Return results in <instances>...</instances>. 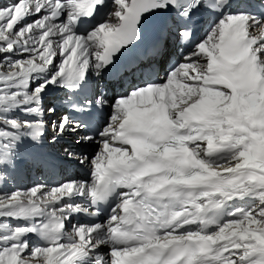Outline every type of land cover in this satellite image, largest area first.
<instances>
[{
	"label": "snow or ice",
	"instance_id": "obj_1",
	"mask_svg": "<svg viewBox=\"0 0 264 264\" xmlns=\"http://www.w3.org/2000/svg\"><path fill=\"white\" fill-rule=\"evenodd\" d=\"M0 264H264V0H0Z\"/></svg>",
	"mask_w": 264,
	"mask_h": 264
},
{
	"label": "bare ground",
	"instance_id": "obj_2",
	"mask_svg": "<svg viewBox=\"0 0 264 264\" xmlns=\"http://www.w3.org/2000/svg\"><path fill=\"white\" fill-rule=\"evenodd\" d=\"M68 136L71 137L70 135H68ZM71 139L73 140V137H71ZM87 146H88V148L92 147L91 145H87ZM47 147H49V146H47ZM68 148H73V149H76L77 151H81V149H79V146H77L75 144L69 146ZM87 151L92 152V149L91 150H87ZM66 165H68L69 168L74 170V174L72 175L70 172H67L65 170H63V172H61L59 174L52 173V174L57 175L56 179H62L64 177H66V176H74V177L79 178V176L82 175L83 170L78 165H76L75 163H72V164H67L66 163Z\"/></svg>",
	"mask_w": 264,
	"mask_h": 264
}]
</instances>
